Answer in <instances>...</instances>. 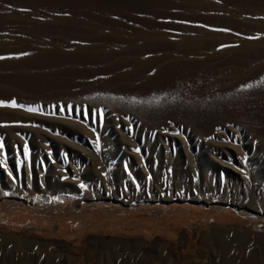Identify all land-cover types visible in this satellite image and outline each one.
<instances>
[{
	"label": "rangeland",
	"instance_id": "obj_1",
	"mask_svg": "<svg viewBox=\"0 0 264 264\" xmlns=\"http://www.w3.org/2000/svg\"><path fill=\"white\" fill-rule=\"evenodd\" d=\"M220 1L0 0V105H24L0 106V147L16 189L45 194L30 202L2 191L0 237L35 246L0 248V264H264V216L211 206L231 200L169 197L190 189L177 168L186 176L193 170L202 189L207 169L222 195L220 130L240 119L264 129V0ZM24 122L32 134L9 140L7 124ZM86 130L99 145H86ZM35 131L63 133L98 152L106 182L85 179L91 164L78 152L50 147L49 159L36 155ZM21 149L29 184L24 156L15 155ZM133 156L143 160L144 176ZM55 170L74 183L83 176L80 197L52 193L45 179ZM0 179L6 182L1 170ZM216 233L241 238L224 250L211 242Z\"/></svg>",
	"mask_w": 264,
	"mask_h": 264
},
{
	"label": "bare ground",
	"instance_id": "obj_2",
	"mask_svg": "<svg viewBox=\"0 0 264 264\" xmlns=\"http://www.w3.org/2000/svg\"><path fill=\"white\" fill-rule=\"evenodd\" d=\"M222 1H220V2H222ZM223 2H225V1H223ZM226 4L227 3H225V5ZM217 6H219V4H217ZM214 25L216 27V24H214ZM218 25H219V23H218ZM216 29H218V28H216ZM261 30H262V28H261ZM176 44H178V43H176ZM260 57H262V56H260ZM142 74H143V71H142ZM227 120L228 119H226L225 121H227ZM238 120H239V118H238ZM235 121L237 122L236 124L239 123L236 119H235ZM240 121L242 123L241 119H240ZM233 122H234V120L232 121V123ZM12 123L10 124L11 126H8V124H7V126L5 127V130H3V131L8 132L7 134L10 136V137H8L9 140L14 139L13 136H16V134L21 135V136H26L28 133L32 134V132L27 131L30 129L28 128V126L27 127L25 126L26 122L23 123V125H22L23 127L21 126L19 128L18 127H12ZM230 123L228 122L226 125L224 124L225 126H223V130H220L221 134H218L222 138V141H220V142L222 145L221 147L223 148L222 155L224 158L222 157V159H220V158H218L216 153L210 151L211 152L210 155H212V153H214L213 156L214 157H215V155L217 156V158H218L217 161H219L220 165L222 166L223 173H222V176H221L219 183H222L225 187L223 194L219 195L216 192L215 187L213 185L211 187L210 181L212 180V177H211L212 174L210 175V172H208L207 169H206V171L201 172V176H200L201 179L200 180H202L201 181L202 183L206 182L210 186L207 185V186H205L206 189H202L203 187H201V185H199L200 182L197 178V175H195V172L193 170H192V175L186 176L185 175L186 171L182 173L181 172L182 170H180V168L176 167L177 168L176 173L178 174L177 176L178 177L180 176L181 181L184 183L183 185L184 186L186 185V187H183V188H185V189L190 188V189H188V191L186 190L185 192L181 191L180 189H176L175 192H172L169 197H176L178 199H189V198L190 199L191 198L204 199V200L209 201L210 204L214 203L215 201H217L219 199H225V200H229V201L231 200L230 205H215V204H213L211 206L214 210H226V209H230V208L233 209L234 208L233 210L235 212H237L238 214H240L241 216L256 220L259 218V216H261V217L264 216V131H263L264 129H262V130L260 129V131H257L256 128L254 127L255 129L253 130V129L247 127V126L251 125V123H250V125L248 124L249 122L247 123L248 124L247 126H243V127L240 126V125H243V123L242 124L239 123L240 125H232ZM47 124H49V123H47ZM56 124L58 125V123H56ZM69 125L74 130H77V129L78 130L82 129V131L85 130L81 125H78V124H75L72 122L68 123V126ZM68 128H66V126L64 129L62 128L64 130L63 133H66V131H68L70 129V128L69 129ZM58 131H60V130H58ZM63 133H61V134L59 133V135H57V133H56L57 136L55 134H53V136H51L52 134H50V133H45V132L43 133L41 131H35V133H34L35 137H32V139H33V144L35 145V147L39 148L38 152H36V155H38V154L42 155L47 160L52 155L51 148L52 149L54 148L55 149L54 152H57L58 155L60 153H65V150H67V149L71 150L72 153L74 152L75 154H76V152H78L79 154L77 155L76 159L82 158L83 161L89 162L91 164V168L88 169V172L86 171L87 174L86 175L84 174L85 179H86V177H89L91 179V178H94L95 176L97 177V175H98L101 180H103L105 178L104 179V181H105L106 177L104 175V171L102 170V168L99 164L100 158H98L99 157L98 152L92 153L90 151V150H92L91 148H90V150H88V149L84 148V146L81 144H73V142H71V141H74V140H71V141L68 140V138L63 136ZM85 133H86L84 135L85 138L86 137L88 138L86 145L90 146L89 143L91 144V146L93 145L94 147L96 145H99L97 137L94 136V134H92L91 131L86 130ZM37 135H41V137H37ZM81 135H82V133H81ZM160 136H161V137H159L160 139L164 138L162 135H160ZM42 137H48V139L50 137H52V138H50L49 143L46 142V144L44 146H42L41 144H39L37 142V140H41ZM216 137H217V135H216ZM164 139L166 141H169L171 144H174L176 141L175 137L164 138ZM79 141H81V140H79ZM220 142L218 141V143H220ZM182 143H183V145H185L183 141H182ZM207 143H208V141H207ZM94 147H92V148H94ZM207 147H208V145H207ZM218 147H220V146H218ZM185 148H186V146H185ZM216 148H217V146H216ZM186 151H187V154H186L187 158L186 159L189 160V162H190L193 159L191 157V152L188 150H186ZM165 152H166V154L169 152V148L167 146L165 148ZM19 153L23 154L24 165H25L24 166L25 171H22L21 173L23 174L25 181L28 182V184H29V182L31 181V178H32V174H30V172H29L30 164L28 162V156H27L28 150H26V149L16 150L15 155H16L17 159L19 157ZM101 154H103V151H101ZM208 154H209V151H208ZM107 155H108V153H107ZM192 156H193V154H192ZM104 157H108V156L104 155ZM7 158L8 157L6 155H4V150L0 147V170L4 171V178L6 180V182H5V181H2L0 179V184H1V182H3V190H1V188H0V197L6 196L2 192V191H5L6 194L9 193L10 196H17V194L21 195V196H25L30 202H41V201H43L45 199V194H44L43 190L33 191L30 189H27L26 191H20V190L16 189L15 178L11 174L10 170L7 168V166H8L7 165ZM133 158H134V161L136 162V164L140 167L139 172L142 173V176H144L143 174L146 172L147 168L144 165L143 160L138 156H133ZM167 158L169 161L170 158L168 157V155H167ZM17 159L13 160V161H14V164L19 165V162L17 161ZM176 161H177V159H176ZM234 162H236V164H238L237 168H235V166L233 165ZM152 163H153V159H150V161H148L147 164L150 165ZM175 165H177V164H175ZM193 166H192V168H194ZM163 167H166L168 169V164L166 163V166L163 165ZM180 178H179V180H180ZM100 179H98V180H100ZM71 180L72 179H71L70 175L68 177L67 174H65L64 172L59 171V170L53 171L52 176L47 174L46 179H45L46 183L48 182L50 185H52L54 187V188L52 187V193L53 194L62 191V189H71V190L77 192L78 196L80 197L81 192L77 188V187H79V186H77V183H79L80 185L82 184L81 181H83V176H80L79 182L74 183V182H71ZM105 186L107 187V183ZM191 188H193V189H191ZM98 194H100V192H98ZM102 195L106 197L104 199H108L110 197L108 193H106V194L102 193ZM158 198H159V196H158ZM230 234H226V233L213 234V236L211 237V242L221 249L228 250V249L232 248L237 241L239 242V239L241 238L240 235H237V234L230 235ZM32 245L35 246L34 244H31V243H27V242L22 243L21 241L0 237V248H2V249L29 248Z\"/></svg>",
	"mask_w": 264,
	"mask_h": 264
},
{
	"label": "snow or ice",
	"instance_id": "obj_3",
	"mask_svg": "<svg viewBox=\"0 0 264 264\" xmlns=\"http://www.w3.org/2000/svg\"><path fill=\"white\" fill-rule=\"evenodd\" d=\"M0 106H11V107H24V105H17L15 101H13L10 105H0ZM28 111H36L37 109L35 108H28ZM97 151H99V148L97 147ZM83 187V185H81Z\"/></svg>",
	"mask_w": 264,
	"mask_h": 264
}]
</instances>
